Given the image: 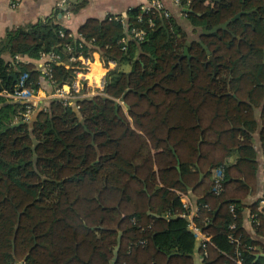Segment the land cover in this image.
<instances>
[{
  "label": "trees",
  "instance_id": "trees-1",
  "mask_svg": "<svg viewBox=\"0 0 264 264\" xmlns=\"http://www.w3.org/2000/svg\"><path fill=\"white\" fill-rule=\"evenodd\" d=\"M181 2L202 31L197 39L174 17L140 7L128 11V26L88 20L77 39L58 15L80 12L86 0L0 39V94L22 80L39 90L45 80L35 64L6 55L38 61L55 53L59 86L85 69L74 56L98 52L105 66L117 63L103 94L78 99L79 109L54 100L27 122L26 104L0 96V264H195L197 238L180 199L189 189L199 198L196 226L211 238L202 264H237L231 233L244 264H264L243 228L258 170L251 136L264 103V0ZM133 29L144 40L122 43ZM233 151L241 158L228 165ZM217 169L225 175L220 195Z\"/></svg>",
  "mask_w": 264,
  "mask_h": 264
},
{
  "label": "crops",
  "instance_id": "crops-1",
  "mask_svg": "<svg viewBox=\"0 0 264 264\" xmlns=\"http://www.w3.org/2000/svg\"><path fill=\"white\" fill-rule=\"evenodd\" d=\"M86 6L78 13H71L69 17H65L63 14L58 15L60 23L67 29L71 30L73 36L78 39L79 29L90 19L105 20L111 16H123L126 17L130 9L140 7L142 5L148 4L150 0H86ZM62 0H23L17 7H13L9 0H0V39L4 38L7 34V31L18 29V28H28L36 24L41 18L49 17L59 9V4ZM166 7L172 13V16L177 20V22L185 29L188 33V29L196 31V29L189 23L186 18L185 12H189L188 6H178L174 3L173 0H164ZM212 6V2H208ZM189 5V2L187 3ZM200 35L202 34L201 29L197 31ZM199 35V36H200ZM193 40V39H192ZM188 49V48H186ZM185 49V50H186ZM189 50V49H188ZM185 54V51H184ZM189 55V53H188ZM185 55V56H188ZM184 56V55H183ZM184 56V57H185ZM92 65L90 72L87 74V77L90 79L91 88H89V95H92L96 92H101L104 88L101 87L103 80H106V77L109 73V69L105 66L101 60V56L98 52L92 54ZM182 57V56H181ZM183 57V58H184ZM5 59L9 62L17 60L18 62H24L26 64L32 63L38 67V64L42 61L32 60L27 56L19 57L16 59L10 58L8 55L5 56ZM182 59V58H181ZM126 67V68H125ZM125 70L128 71L129 67L125 66ZM114 69V68H113ZM68 89V86H66ZM53 93L52 87L47 81L43 79V85L40 89V97L42 105L45 107L50 105L51 100L50 96ZM0 96H3L9 99L12 102H16L4 95L2 93ZM91 97V96H90ZM264 103L261 108L256 111L255 121L257 126L252 132L251 136V145L253 148V156L256 158L258 165V170L256 174V188L243 202L245 205L243 215V228L246 232L260 245H258V250L260 255L264 257V230H258L252 223V209L257 206V210L261 208V202L264 198V145L262 141V131L264 128V123L262 120ZM241 138V136H239ZM250 154V153H249ZM241 158V154L238 151H233L226 159L228 165H236ZM180 199L182 204L189 203L192 209L197 211L199 216V198L194 194L192 189H189L187 193H180ZM185 216V215H184ZM196 217L186 219L189 221V226L192 221L195 223ZM196 225V223H195ZM192 230V228H190ZM201 243L197 239V245L192 255L195 264H201Z\"/></svg>",
  "mask_w": 264,
  "mask_h": 264
},
{
  "label": "built area",
  "instance_id": "built-area-1",
  "mask_svg": "<svg viewBox=\"0 0 264 264\" xmlns=\"http://www.w3.org/2000/svg\"><path fill=\"white\" fill-rule=\"evenodd\" d=\"M13 7H17L23 0H9ZM72 0H62V2L59 4V8L66 10L68 4ZM174 3H176L178 6H182L181 0H173ZM140 9L146 14V15H157L159 18H171L172 13L170 10L166 7V4L164 0H150L148 4L140 6ZM70 12L66 11L65 17L70 16ZM110 20H118L121 23H123L124 26H128V21L126 20V17L121 16H111L109 17ZM152 23V21H151ZM146 33L144 31L133 29L131 32H129L128 36L126 38L122 39V43H127L128 40H135L137 42H142L145 38ZM42 61L40 64H38L37 69L42 72L45 75V81L49 83V85L53 89V93L50 96L51 102L54 100H59L64 103L66 107H75L79 109L80 107L76 103L78 99L87 98L90 96H96L103 94V90L101 92H96L92 95H89V88H91L90 79L87 77V74L90 72V68L92 65V57H79L78 59L74 56L71 61H81L82 68H85L84 70H80L76 72L77 79L75 82L68 86V89H66V86H59L56 85L55 82L52 80V67L55 63H58L60 61V56L56 55L55 53L44 55L42 58ZM117 63L115 61H110L108 63V69L109 71L113 68H116ZM24 80L20 83L19 86L15 88L13 92L11 91H4L2 95L16 101L19 103L26 104L27 110L25 112L24 119L25 121H30L32 116L34 115L37 108L45 107L42 105V99L40 97V89L35 90L32 88H29L27 86H24L25 84ZM106 80L101 83V87H105ZM86 89V92H83V90ZM46 108V107H45ZM214 178H215V188L214 191L217 195H220L223 192V180L225 178L223 169H217L214 171ZM185 208V216L189 218H194L198 215V209L197 211L195 209H192V207L189 205V203H184ZM264 209V198L261 202V208L259 209L262 211ZM230 211L233 215V217L236 219V208L234 205L230 207ZM252 222L256 221L257 224H259V220L256 219V215H252ZM190 228H192L193 233L196 235V238L199 239L201 246L200 249L202 251L201 256V262L204 261V258L207 257L208 252V246L211 244V238L209 235L203 233L192 221ZM230 230H236L237 229V223L234 221L230 225ZM232 243L236 244V252L237 256L234 258L235 262L237 264H244L242 258H241V251H240V245L241 241L239 237L234 236L232 233L229 236ZM202 264V263H201Z\"/></svg>",
  "mask_w": 264,
  "mask_h": 264
},
{
  "label": "rangeland",
  "instance_id": "rangeland-1",
  "mask_svg": "<svg viewBox=\"0 0 264 264\" xmlns=\"http://www.w3.org/2000/svg\"><path fill=\"white\" fill-rule=\"evenodd\" d=\"M188 32H189V37H190V39L192 40V39H197V38H199V33L197 32V31H193L192 29H188ZM184 55V53L181 55V56H183ZM183 59V58H182ZM215 59V58H214ZM216 61V60H215ZM48 106H49V104H48ZM47 106V107H48ZM29 122V121H28Z\"/></svg>",
  "mask_w": 264,
  "mask_h": 264
},
{
  "label": "water",
  "instance_id": "water-1",
  "mask_svg": "<svg viewBox=\"0 0 264 264\" xmlns=\"http://www.w3.org/2000/svg\"><path fill=\"white\" fill-rule=\"evenodd\" d=\"M240 17H241V15L239 14V15H237V17L234 18V20H236V19H238V18H240ZM188 53H189V50L186 49V50H185V54H184V56H185V55H188ZM184 56H182L181 58H183ZM210 61H213V62L216 64V61H215L214 57H211V58H210ZM19 125H20V124L13 125L11 128L17 127V126H19Z\"/></svg>",
  "mask_w": 264,
  "mask_h": 264
},
{
  "label": "flooded vegetation",
  "instance_id": "flooded-vegetation-1",
  "mask_svg": "<svg viewBox=\"0 0 264 264\" xmlns=\"http://www.w3.org/2000/svg\"><path fill=\"white\" fill-rule=\"evenodd\" d=\"M215 64V63H214ZM215 66H217L216 64H215Z\"/></svg>",
  "mask_w": 264,
  "mask_h": 264
}]
</instances>
